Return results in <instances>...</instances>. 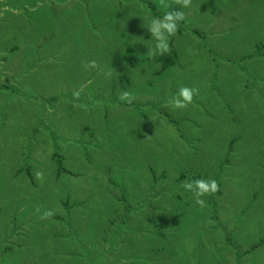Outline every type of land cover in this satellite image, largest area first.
Masks as SVG:
<instances>
[{
	"label": "rangeland",
	"instance_id": "rangeland-1",
	"mask_svg": "<svg viewBox=\"0 0 264 264\" xmlns=\"http://www.w3.org/2000/svg\"><path fill=\"white\" fill-rule=\"evenodd\" d=\"M69 3L82 15L61 3L46 23L8 12L0 39L22 50L53 39L59 61L76 48L89 57L99 42L101 58L80 81L111 86L46 89L68 96L0 89V249L45 234L59 243L65 221L78 219L80 239L103 253L130 224V237L146 228L148 249L165 251L162 264H264V0ZM169 10L185 19L156 63L147 26ZM181 88L193 90L184 107ZM196 180L210 190L184 186Z\"/></svg>",
	"mask_w": 264,
	"mask_h": 264
},
{
	"label": "crops",
	"instance_id": "crops-1",
	"mask_svg": "<svg viewBox=\"0 0 264 264\" xmlns=\"http://www.w3.org/2000/svg\"><path fill=\"white\" fill-rule=\"evenodd\" d=\"M69 1L74 0H24L19 3L21 7L17 8L16 3L7 4L4 0L0 10V29L5 28L1 21L8 12L14 16L22 14L24 10H27L28 13L29 11L35 12L36 18L39 17L46 23L49 22L48 16L57 13L54 11L56 3L64 4L66 7L76 6V3H69ZM82 12V6H76L75 16L82 15ZM18 43L0 39V89H34L45 96H68L71 94L48 92L46 89H110L111 84L106 79L99 80V83L96 84L91 80L80 81L82 76L80 72L83 71L86 62L90 64L94 58H101L99 42L94 51L88 55L89 57H84L85 54H80L81 50L76 48L72 57L68 58L69 56H67V59L63 58L64 60L61 61L57 60L59 52L53 49L57 45L53 39H36L33 43L31 40H26L21 43L23 47H26L24 50L19 48ZM83 45H88L87 41L82 40L80 45L76 46ZM156 58V63L162 61V55H157ZM54 64L56 67L52 66ZM163 67L162 64L161 68L157 67V73H160ZM93 69V67H86L87 73ZM92 86L94 87L92 88ZM89 94H93V92ZM91 109L89 106L86 110ZM92 188L86 186L84 190L90 191ZM30 218L23 217L21 220L27 221ZM136 218L139 225L147 222V219ZM66 222L68 226H64L63 239L59 243L53 242L50 234H45L42 240L24 237L23 244L18 241L15 243L16 245H8L4 249H0V264H158V260H163L165 251L161 247H159L161 251H158V248H155V251L148 249L153 245L154 240L149 238L148 240H153L150 243L146 240V228L139 226L142 233L139 236L130 237L132 229L128 224L126 229L118 230L117 238L107 245V251L103 253L94 249L90 240L85 242L80 239L81 234L87 230L82 220L71 219ZM51 223L52 218L43 223L44 232L47 227L48 230L51 229L49 228ZM79 225L82 226V229ZM29 236L32 237L31 234ZM10 239L12 240V237Z\"/></svg>",
	"mask_w": 264,
	"mask_h": 264
},
{
	"label": "clouds",
	"instance_id": "clouds-1",
	"mask_svg": "<svg viewBox=\"0 0 264 264\" xmlns=\"http://www.w3.org/2000/svg\"><path fill=\"white\" fill-rule=\"evenodd\" d=\"M190 0H183V7L189 6ZM185 19V14L180 10H169L161 18H152L147 26L150 31L152 38L155 40L154 47L152 49L153 55H164L170 50L169 38L175 35L178 27V23ZM87 67H95V61H92ZM110 75V74H109ZM193 95V90L189 88H181L179 92V97L176 100V105L178 107H184L187 102H191ZM119 99L121 101H126L131 104L135 99V96L124 90L119 93ZM188 190L194 191L195 195L202 196L205 192L209 191V185L204 180H196L191 182H185L184 185ZM216 189L215 181L211 182V190ZM197 203L203 205V200H197ZM51 212L45 213V216H51Z\"/></svg>",
	"mask_w": 264,
	"mask_h": 264
}]
</instances>
